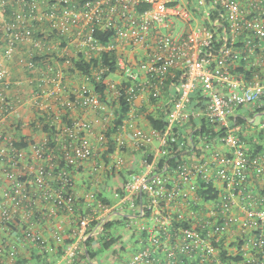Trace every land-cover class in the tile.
<instances>
[{
  "label": "built area",
  "instance_id": "2783aa9c",
  "mask_svg": "<svg viewBox=\"0 0 264 264\" xmlns=\"http://www.w3.org/2000/svg\"><path fill=\"white\" fill-rule=\"evenodd\" d=\"M23 48L26 55H18V62L40 72L30 81L48 86L30 101L54 133L52 140L46 131L29 143L31 152L17 146L5 127L22 104L8 94L13 82L6 61ZM76 59L90 68L74 70L83 81L69 89L57 62L71 69ZM239 67L263 72L246 77ZM169 84L174 91L163 99L166 126L132 132L139 158L114 192L115 202L87 194L89 205L100 210L94 230L103 228L113 210L135 211L146 221L138 228L141 247L125 264H228L222 261L225 249L240 257L233 264H264V150L247 148L238 122H250L243 109L264 108V0H0V164L11 181L9 188L0 184L1 226L22 220L19 204L28 219L38 197L50 215L75 217L76 240L65 252L74 261L95 218L81 211L73 171L94 156L92 133L107 145L105 131L114 117L109 100L119 106L124 96L132 109L146 91L162 99ZM50 98L95 116L66 121L50 110ZM203 120L214 129L200 134L195 145L193 134ZM257 127L264 132V120ZM127 144L117 135L118 151ZM180 151L183 160L169 165L166 158ZM125 163L119 153L111 168ZM202 184L211 185L216 196L204 199ZM254 184L262 188L256 191ZM22 235L49 250V239L30 226H23ZM53 238L63 240L59 231ZM18 256L0 243V264H15Z\"/></svg>",
  "mask_w": 264,
  "mask_h": 264
},
{
  "label": "crops",
  "instance_id": "0c3cea01",
  "mask_svg": "<svg viewBox=\"0 0 264 264\" xmlns=\"http://www.w3.org/2000/svg\"><path fill=\"white\" fill-rule=\"evenodd\" d=\"M18 55H26L25 49L23 48L21 51H19L15 59L6 61L10 72V78L13 82L12 88L8 91V94L13 98L20 97L22 99V104L18 106L17 111L12 115L11 119L5 123V127L13 133L16 143L22 144L20 147H25L28 152H31L29 143L42 140L44 137H46L47 132L44 129V122L40 118L38 105L32 103L30 99L35 92L39 93L48 90V86H40L37 81H30L31 77L37 78L40 72H38V70L35 72L30 71L21 65L18 62ZM57 65L65 72V81L68 84L69 89L74 88L83 81L82 77L77 75L78 73L72 75L73 72H68V67L63 65L62 62H57ZM173 91V86L169 84L164 90L162 99L159 101L153 100L150 97L148 91L135 100L133 105L134 107H132L128 113L124 128L120 129L118 133H115L116 137L117 135H121L127 139L128 144L122 151L117 150L116 142L113 149H111L109 145L99 144L96 140V133H92L91 137L95 144L94 156L85 161L80 167H78V169L74 171L75 191L79 197V204L83 213H91L95 220L98 218L100 210L98 211L97 207H94V205L90 206L88 203L87 194L90 192H94L96 195L100 194L108 203L111 202L110 204L115 202L114 192L121 189L124 181L127 179L139 158V152L136 148H134L130 140L132 132L139 127L145 129L153 128L147 119V115H164L163 99L164 97L170 95ZM106 93L108 94L109 92L106 91ZM110 95L111 94L109 93L108 96ZM64 96L66 97L67 94ZM40 99L42 101L45 100V98ZM112 99L113 97H111L109 102L114 104ZM49 101L51 104L50 110L53 112H60L67 120L88 119L95 116L93 111H87L84 108L79 107L67 109L62 107L55 99L50 98ZM116 104L117 103L114 105L116 106ZM253 109L254 107L250 106L242 110L245 117H251V126H256L254 127L253 131H248L247 128L249 126L246 127L243 125L244 128L242 129L241 133H244L245 135V140L247 141L246 146L248 149H251L255 142L259 143L260 145H264V138L258 137L259 130L257 128V123L260 120H264V113L257 112L252 116L251 112ZM113 115H115V111ZM113 118L114 117H111L110 120ZM194 126L195 125L193 124L187 125L186 129L192 128ZM216 146L225 148L221 143L218 142L216 143ZM119 153L123 155L126 161L125 165L120 169L111 168L113 159ZM3 168V165L0 164V184L4 188H9L11 186V181L6 178ZM27 170L28 169H26V171ZM261 188L262 186L260 185H253V189L256 191L260 190ZM31 192L36 196V187H31ZM24 206L25 205L22 204L18 205L20 209V218L22 220H19L16 226H14V229L2 227L0 224V243L5 245L7 248L14 247L19 254L18 262L20 260H24V264H38L39 260L44 261L43 258L54 260L52 264H71V261L67 258L66 253L62 254L58 258L55 257V259H53V255L57 253V249L65 243L66 239H73L74 241L76 240V237L73 233L75 229V217L66 213H60L55 216L50 215L47 209L48 205L40 201L37 197L35 200L34 214H30L28 219H24L22 218ZM120 216L132 218L133 221L126 223L125 221L119 220ZM109 220L117 221L113 230L116 229L114 230V234L120 235L121 238L108 251L103 252V254L99 252L98 259L94 260L93 264H112L110 260L111 258L109 259L110 253L117 256L120 252L121 255L122 250L125 249L124 242L126 241L135 248V251L141 247V242L138 236V228L140 224H143L146 221L139 217L135 211L127 212L113 210L107 216V221ZM24 225L30 226L34 231L41 233L49 239L50 248L47 252H44V250H42L37 244L27 241L23 237L22 230ZM55 231H59L62 234V241L58 242L54 240L53 235ZM100 232L101 229H93V231L81 241V252L87 254L86 240L92 235H98ZM126 238L127 240H125ZM114 250H118V252L113 253ZM115 255H112L111 257H114L115 259ZM37 256H40V258H37ZM114 259L112 261H114Z\"/></svg>",
  "mask_w": 264,
  "mask_h": 264
},
{
  "label": "trees",
  "instance_id": "16d2710c",
  "mask_svg": "<svg viewBox=\"0 0 264 264\" xmlns=\"http://www.w3.org/2000/svg\"><path fill=\"white\" fill-rule=\"evenodd\" d=\"M102 39L105 41L107 40V35L102 36ZM113 57V55H112ZM104 61L107 62L108 61V54H104L103 56ZM41 59V57L37 56L35 57V60L39 61ZM95 62L97 60H94ZM74 66L72 67L71 70L74 71L76 69L81 70L82 72L86 73L89 71L90 68V63L84 61L83 59H76L74 60ZM237 72H244L245 71V75L246 77H251L252 74L257 75V74H261L263 71L260 68H255L253 70H245L244 67H239L236 69ZM104 89V85H99L98 86V90L101 91L103 93ZM119 107L115 106L113 103H110L111 108L115 111V115L114 118L112 120H110L108 122L105 134L107 135V145H109L111 147V149L114 148L115 142H116V136L115 133H118V131L122 128V126L125 124V121L128 117V113L130 111V102L129 99L122 96L120 98L119 101ZM257 112H263L264 113V108H254L253 111L251 112L252 116L257 113ZM264 117V115H263ZM40 118L42 121H44L43 116L40 114ZM147 119L149 120L150 124L152 125V127L163 130V128H165L166 126V121H165V116L164 115H160V116H156L154 114H148L147 115ZM64 120L67 121V119L64 118ZM238 122L241 123L244 126H251V122H249L248 120L244 119V118H239ZM197 123V121H193L191 124L195 125ZM201 126L200 129H197L194 134H193V143L195 145H197L200 140H199V136L200 134H202L203 132H208L209 130H213L214 128L211 126L210 123H207L205 120L201 121ZM258 128V127H257ZM44 129L48 132V136H49V140H52V137L54 136L53 130L51 128H49V126L47 124H44ZM259 130V129H258ZM240 136L243 140H245V135L244 133H240ZM258 137L264 138V132L259 130V135ZM247 141L245 140V143ZM254 142V140H253ZM54 143V142H52ZM17 146H20L22 144L16 143ZM254 147V148H253ZM253 147L250 149L253 152H259L261 150H264V145H260L259 143H254ZM112 151V150H111ZM184 151H180L179 153H176L174 155H171L169 157L166 158V160H168L169 165L174 166L176 164L177 161L183 160V155ZM93 157V156H92ZM91 157V158H92ZM74 174V171H73ZM214 188L209 185V186H205L204 184H202L200 186V195L208 200L211 199L213 197L216 196V193H214ZM98 199H101V201L105 204H110L111 202L107 203V201L105 200V198H103L100 194L96 195ZM121 221H125L126 223H130L132 220V218L126 217V216H120L119 217ZM120 222V221H119ZM99 223L98 220H94L91 222V225L88 229V234L90 232L93 231V229L96 227V225ZM117 223V221H113V220H109L106 223H104L103 228L101 229V232L98 235H92L90 236L87 240H86V250H87V254L84 252H81L75 259L73 262H71V264H93V261L98 259V255L99 252L103 253L105 251H108L109 249H111L119 240H120V235H115L114 234V230L113 228L115 227V224ZM14 229V225L11 224L10 225V229ZM73 239H66L65 243L63 245H61L58 249H57V253L55 255H53V259H55V257H59L62 254L65 253V249L66 247L73 242ZM96 243V245H95ZM43 250V249H42ZM44 252H47L44 250ZM48 255V254H46ZM42 256V255H41ZM37 258H40V256H37ZM43 260H39L38 264H52L54 262V260H48L46 258H43ZM240 259L239 256H234L232 254H228L227 249H225L222 252V261L223 262H227L228 264H233V260H238ZM19 260V256L18 259L16 261V264H24V260Z\"/></svg>",
  "mask_w": 264,
  "mask_h": 264
},
{
  "label": "rangeland",
  "instance_id": "374dc122",
  "mask_svg": "<svg viewBox=\"0 0 264 264\" xmlns=\"http://www.w3.org/2000/svg\"><path fill=\"white\" fill-rule=\"evenodd\" d=\"M181 24L182 23H179V27H181ZM68 72H70V73H72L73 71L71 70V69H69V70H67ZM72 75H73V73H72ZM254 127H256V126H254ZM254 127H252V126H249L248 128H247V130L248 131H253V129H254ZM108 203V202H107ZM107 216L108 215H106V219H107ZM116 230V229H115ZM129 237H130V235H129ZM125 240H127V238L125 239ZM124 245H125V249L124 250H122V252H121V255H120V252H119V254L116 256L115 254H112V253H110V257H109V259L111 260V262H112V264H125L126 263V261L133 255V253H134V251H135V248L132 246V245H130V244H128L127 243V241L126 242H124ZM120 251V250H119ZM100 252H102V251H100ZM114 252H118V250H114L113 251V253ZM103 254V253H102ZM112 255H115V259H114V257H111ZM101 257V256H100ZM114 259V261H112Z\"/></svg>",
  "mask_w": 264,
  "mask_h": 264
}]
</instances>
